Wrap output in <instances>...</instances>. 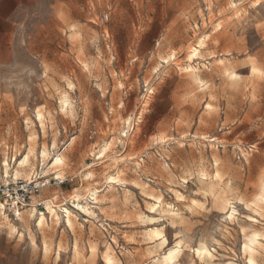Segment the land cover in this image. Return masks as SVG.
I'll return each instance as SVG.
<instances>
[{"label": "rangeland", "instance_id": "obj_1", "mask_svg": "<svg viewBox=\"0 0 264 264\" xmlns=\"http://www.w3.org/2000/svg\"><path fill=\"white\" fill-rule=\"evenodd\" d=\"M239 2L0 0V170L72 177L40 196L94 212L5 211L0 264H248L255 234L264 264V0Z\"/></svg>", "mask_w": 264, "mask_h": 264}, {"label": "built area", "instance_id": "obj_2", "mask_svg": "<svg viewBox=\"0 0 264 264\" xmlns=\"http://www.w3.org/2000/svg\"><path fill=\"white\" fill-rule=\"evenodd\" d=\"M57 175L47 177L43 173H35L29 180L14 178L4 170H0V201L3 202L4 211L14 219L19 218L26 210L35 213H47V207H53L60 212V209H76V199L66 196L62 192L49 197H41V192L53 186L56 188L73 181L72 177L57 179Z\"/></svg>", "mask_w": 264, "mask_h": 264}, {"label": "bare ground", "instance_id": "obj_3", "mask_svg": "<svg viewBox=\"0 0 264 264\" xmlns=\"http://www.w3.org/2000/svg\"><path fill=\"white\" fill-rule=\"evenodd\" d=\"M192 53H195L196 54V48H194L193 50H192ZM68 99V98H67ZM68 102V101H67ZM29 138V137H28ZM105 149V148H104ZM30 150H31V148H30ZM29 152V151H28ZM27 152V153H28ZM31 152V151H30ZM42 152V157L44 158L45 156H47L46 155V152L45 151H41ZM102 152V151H101ZM32 153V152H31ZM31 155V154H30ZM29 156V155H28ZM29 158V157H28ZM45 159H46V157H45ZM57 160H60V161H62V157L61 156H56L55 158H54V160H53V162H52V166H56V165H59V164H57ZM26 162H27V157H26V155H25V157H24V159L23 160H21V161H19V165L20 166H24L25 164H26ZM29 164V163H28ZM4 166H6L5 164H4ZM4 171L7 173V170L4 168ZM35 174V173H34ZM20 171L19 170H17V169H15L14 170V173H13V177L14 178H19L20 177ZM109 179H110V181H113V178L112 177H109ZM26 180H29V178H27ZM261 197H263V196H261ZM74 199H76V201H77V203L75 204L76 205V209L77 210H80L81 208H84V209H87L88 211H90V212H92V215H93V211L87 206V205H84V204H81L80 202H79V197H76V196H74ZM94 199L96 200V197H94ZM233 199V198H232ZM260 199H262V198H260ZM231 202V201H230ZM227 205V204H226ZM225 207H227V206H225ZM64 209H60V212L61 213H64V215H63V217L65 218V222H66V224L68 225V226H70L71 227V225H72V221L73 220H71V218H72V216L71 215H73L72 214V212H71V210L70 209H68V208H66V207H63ZM4 209V206H3V202L2 201H0V215L2 216V218H4V220L5 221H7L8 223H9V219H8V216H7V214H6V212L3 210ZM47 210H48V214L50 215V217H54V219L55 220H57L56 222H58V220L60 219V215H59V213H58V211L56 210V209H54L53 207H50V206H48V208H47ZM230 210V209H229ZM233 210H234V208H233V206H231V212L229 213V214H233ZM170 212V211H169ZM23 214V213H22ZM22 214H21V216H22ZM87 214V212H85V215ZM0 216V217H1ZM21 216H19V218H16V220H19L20 219V221H22V217ZM35 216V212H33L32 210H31V217L33 218ZM54 220V221H55ZM253 221H254V219H253ZM44 223H47V217L44 215V213H41V214H38V216H37V222L35 223V225L36 226H38V227H41ZM10 226L12 227V228H14L15 229V226L13 225V224H10ZM158 231H160V230H158V229H152V234H153V236H155L154 234L155 233H157ZM260 232V231H259ZM252 233H255V231L254 232H252ZM258 233V232H257ZM259 234V233H258ZM260 236H261V233H260ZM259 236V237H260ZM156 237V236H155ZM248 237V236H247ZM251 237H252V235H251ZM256 237H257V235L255 234L254 235V237H252V238H250V237H248L247 239H246V243H244V245L245 244H247L248 245V250L246 251L245 250V247H244V245H243V251H245V252H248V257H247V263H248V261L249 260H251L252 262H253V264H257L256 263V261H255V259H254V257L252 256V252L254 251V248H253V246L254 245H256V243H257V240H256ZM245 238V237H244ZM262 238H264V236H262ZM259 239V238H258ZM259 244V243H258ZM260 246H261V244H259ZM258 245V246H259ZM264 245H262L261 247H263ZM176 248V247H175ZM201 251L202 252V255H201V257H203V256H206V255H203V249H196L195 250V253H196V251ZM169 253H174V255L173 256H169ZM244 254V253H243ZM109 256V255H108ZM174 257H175V252L174 251H172V250H168V252L166 253V254H164V257L163 258H160L159 260H158V263L157 264H171V263H173V260H174ZM204 258V257H203ZM107 261V263H109V260H112V258H110V257H107V259H106ZM154 264V263H153Z\"/></svg>", "mask_w": 264, "mask_h": 264}, {"label": "snow or ice", "instance_id": "obj_4", "mask_svg": "<svg viewBox=\"0 0 264 264\" xmlns=\"http://www.w3.org/2000/svg\"><path fill=\"white\" fill-rule=\"evenodd\" d=\"M256 2H258V0H249V3H256ZM241 4H243V5L245 4L243 2V0H240L239 3H233V4L230 5L231 8H233V9L236 10L237 17H239L243 13V11H244L243 7L240 6ZM259 23L264 24V21H261ZM193 55H195V53H193ZM252 71L253 72H256V69L254 68V69H252ZM252 148H253V150H255L256 149L255 145H253ZM246 154H247V149L245 150V152L243 154H238V155H246ZM101 155H103V153H101ZM60 162H61L60 160H57V164H59ZM57 179H65V177H57ZM179 199L183 200L184 197L183 196H180ZM241 204H243V201H241ZM93 207H95V205ZM80 211L81 212H87V215L89 217H92V212L88 211L87 209L81 208ZM151 211L155 213L157 211V209L156 208H152ZM234 211L235 210H233V212ZM232 219H233V215L232 214H229V215L226 216V220H232ZM161 221L163 222V219L162 218H161ZM155 227L157 229H160V224H156ZM177 231H180V230L177 229ZM154 235L159 240L161 247H163V245L165 243H174V241L171 240V233L170 232L169 233H166V232H164L161 229L160 231H158ZM166 237H167V239H166ZM117 238L119 239V237H117ZM181 238H184L185 239V246H187V238L186 237H181ZM212 243H213V245L216 244L215 241H213ZM180 247H181L180 244H176L177 250H179ZM192 247L195 248V244L194 243L192 244ZM201 247L203 248V245H201ZM244 247H245V250L247 251L248 250V245L245 244ZM93 250L95 251V248ZM214 251H215V247H213V249H212L211 252L208 249L204 248L203 249V255H206V256H208L211 259ZM173 255H174V253H169V256L170 257L173 256ZM201 255H202V252L201 251H199V250L196 251L195 256L200 257ZM109 264H114V261L109 260ZM181 264H183V261H181ZM221 264H223V262H221ZM235 264H240V261H236ZM248 264H253V262L251 260H249L248 261Z\"/></svg>", "mask_w": 264, "mask_h": 264}, {"label": "clouds", "instance_id": "obj_5", "mask_svg": "<svg viewBox=\"0 0 264 264\" xmlns=\"http://www.w3.org/2000/svg\"><path fill=\"white\" fill-rule=\"evenodd\" d=\"M205 210L206 209L204 207H202L200 204H198L195 201V199H193L185 211V216L189 219V218H192L199 214L204 213ZM162 219L164 222L163 227H168V225L171 224V227L173 229L177 228V222H174L173 220L166 218V217H162Z\"/></svg>", "mask_w": 264, "mask_h": 264}, {"label": "crops", "instance_id": "obj_6", "mask_svg": "<svg viewBox=\"0 0 264 264\" xmlns=\"http://www.w3.org/2000/svg\"><path fill=\"white\" fill-rule=\"evenodd\" d=\"M58 176V175H57ZM47 212H48V210H47Z\"/></svg>", "mask_w": 264, "mask_h": 264}]
</instances>
